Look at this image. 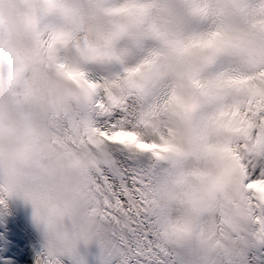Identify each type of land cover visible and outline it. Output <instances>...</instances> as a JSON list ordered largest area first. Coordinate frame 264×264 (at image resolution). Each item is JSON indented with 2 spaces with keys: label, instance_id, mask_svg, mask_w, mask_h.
I'll return each mask as SVG.
<instances>
[{
  "label": "clouds",
  "instance_id": "clouds-1",
  "mask_svg": "<svg viewBox=\"0 0 264 264\" xmlns=\"http://www.w3.org/2000/svg\"><path fill=\"white\" fill-rule=\"evenodd\" d=\"M215 32L217 45L201 46ZM54 34L60 42L49 52ZM89 64L108 70L103 82L118 100H137L143 132L163 144L162 131L167 159L179 164L146 190L145 211L164 212L165 235L154 242L170 253L164 264H176L182 250L194 259L181 264H245L235 236L210 233L204 204L221 186L219 195L236 191L224 149L242 141L214 131L213 96L242 99L216 80L222 68L264 72V0H0V212L13 201L30 207L41 253L68 264H89V256L108 264L115 243L93 208L96 150L52 130L90 116L95 97L67 75L91 80ZM236 219L252 230L250 219ZM131 255L124 248L120 264H133Z\"/></svg>",
  "mask_w": 264,
  "mask_h": 264
},
{
  "label": "snow or ice",
  "instance_id": "snow-or-ice-1",
  "mask_svg": "<svg viewBox=\"0 0 264 264\" xmlns=\"http://www.w3.org/2000/svg\"><path fill=\"white\" fill-rule=\"evenodd\" d=\"M220 36L219 32L212 33L210 39L200 42L201 46L215 47ZM58 42L60 37L55 34L48 38L49 52H54ZM133 71L137 70H129V74ZM67 75L82 87L85 95L95 99L87 120L77 114L63 123L53 122L55 137L95 150L106 145L118 146L125 163L129 162L130 154L156 160L168 158L170 145L163 132L157 133L164 140L163 144L143 132L142 106L134 97L120 101L104 82L89 80L82 72ZM216 80L229 86L242 99L229 103L226 95L214 94L213 99L219 105L213 119L214 131L228 132L242 142L235 148L224 149L229 156L228 172L236 191L219 195L217 193L223 191L221 186L208 195L204 207L209 216V231L235 236L245 264H264V72L252 74L222 68ZM222 116L229 117L227 124L218 123ZM147 188L146 182L118 181L111 173L105 174L99 168L92 178L93 208L111 229L115 241L108 264H120L124 248L131 252L133 264H164L161 258L170 256L165 248L154 243L165 235L164 212L154 205L151 212L145 211L149 207ZM237 216L251 220L253 228L250 232L236 219ZM36 264H64V260L40 253Z\"/></svg>",
  "mask_w": 264,
  "mask_h": 264
},
{
  "label": "bare ground",
  "instance_id": "bare-ground-1",
  "mask_svg": "<svg viewBox=\"0 0 264 264\" xmlns=\"http://www.w3.org/2000/svg\"><path fill=\"white\" fill-rule=\"evenodd\" d=\"M130 156L137 159V165L140 167L138 174L128 173V183H135L137 181L146 182V186L151 188L152 178L151 175L153 173V166L151 163L146 162L140 165L141 156L136 154H130ZM144 169H143V167ZM11 238V244L13 245V253L8 258H1L0 264H36L37 257L35 253V247L37 243L35 240H20L15 236V229L8 228L6 231ZM28 236H33V234H29ZM2 235L0 236V239ZM2 244V243H1ZM2 250V249H1ZM38 256V255H37Z\"/></svg>",
  "mask_w": 264,
  "mask_h": 264
}]
</instances>
